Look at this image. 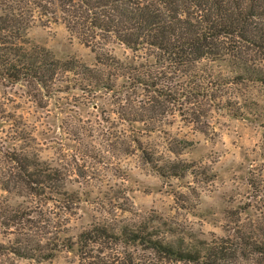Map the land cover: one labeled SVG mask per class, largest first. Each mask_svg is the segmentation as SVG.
Instances as JSON below:
<instances>
[{
    "label": "trees",
    "instance_id": "1",
    "mask_svg": "<svg viewBox=\"0 0 264 264\" xmlns=\"http://www.w3.org/2000/svg\"><path fill=\"white\" fill-rule=\"evenodd\" d=\"M36 22L62 24L94 62L57 59L31 44L27 31ZM112 43L135 58H117L106 50ZM0 84L20 85L39 108L57 93H112L117 119L130 131L112 136L114 155L137 153L163 180L188 177L171 194L178 208L192 211L215 175L180 158L191 143L165 127L182 121L203 133L217 109L262 117L243 91L264 87V0H0ZM1 121L0 264L57 255L65 264H264V153L248 173L245 201L225 211L226 235L201 248L175 244L171 228L135 212L121 183L100 200L108 210L73 235L71 221L91 189L70 188L66 171L40 157L29 125L2 102ZM153 134L161 149L145 139Z\"/></svg>",
    "mask_w": 264,
    "mask_h": 264
},
{
    "label": "rangeland",
    "instance_id": "2",
    "mask_svg": "<svg viewBox=\"0 0 264 264\" xmlns=\"http://www.w3.org/2000/svg\"><path fill=\"white\" fill-rule=\"evenodd\" d=\"M27 38L57 59L72 58L86 65L94 62L90 48L70 36L60 23L36 22L27 31ZM106 50L124 61L135 58L130 50L117 43L109 44ZM243 93L257 103L262 115L259 120H252L250 115L232 117L227 111L217 109L208 115L203 133L182 121L165 127L191 143L180 158L208 166L215 175L211 183L198 191L197 206L185 211L177 207L171 193L189 183L188 177L180 181L163 180L142 163L137 153L114 155L112 136L118 131L128 135L130 131L117 119L112 93L100 92L94 98L75 91L57 93L39 108L25 96L20 85L0 84V102L6 112L20 115L29 125L40 157L66 171L70 188L91 189L90 201L81 203L71 221V234L86 227L103 209L108 210L107 205L101 206L100 200L109 187L121 183L135 212L146 217L155 216L161 227L171 228L173 233L168 237L175 244L182 239L184 246L194 243L199 248L226 235L225 211L245 201L248 173L260 165V153H264V145H261L264 87L253 86ZM0 130L1 136L7 130L2 121ZM145 139L161 149L162 139L157 134ZM90 175L96 176L88 183L90 186L81 185L85 183L83 178L88 179ZM17 263L65 264V258L57 255L50 262L17 260Z\"/></svg>",
    "mask_w": 264,
    "mask_h": 264
}]
</instances>
